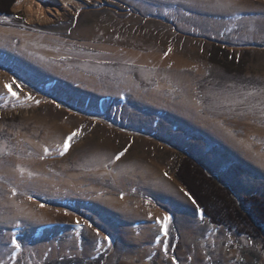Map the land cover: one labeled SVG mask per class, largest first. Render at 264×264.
<instances>
[{
  "label": "rangeland",
  "instance_id": "rangeland-1",
  "mask_svg": "<svg viewBox=\"0 0 264 264\" xmlns=\"http://www.w3.org/2000/svg\"><path fill=\"white\" fill-rule=\"evenodd\" d=\"M81 2L83 9L43 24L28 21L16 0L13 16L0 17V25L21 29L0 35V64L7 59L10 68L8 75L0 68V167L35 173L16 183L0 177V262L101 256L102 264H264L261 237L210 224L176 178L188 158L240 204L245 195L264 197V168L237 160L219 135L186 139L189 128L172 113L193 108L220 134L264 155V40L243 39L264 36V0L219 18L226 25L218 37L196 24L215 0ZM128 49L154 50L162 64L123 62ZM18 54L57 66L55 90L25 81ZM7 78L18 95L9 101ZM77 130L61 156L56 145ZM45 147L51 154L41 159ZM69 234L74 254L65 247Z\"/></svg>",
  "mask_w": 264,
  "mask_h": 264
},
{
  "label": "trees",
  "instance_id": "trees-1",
  "mask_svg": "<svg viewBox=\"0 0 264 264\" xmlns=\"http://www.w3.org/2000/svg\"><path fill=\"white\" fill-rule=\"evenodd\" d=\"M13 0H0V17H12L9 12ZM176 178L185 188L191 200L210 224L224 226L245 233L250 238H262L264 242V197L256 194L241 197L240 204L232 193L223 188L218 180L186 158L176 170ZM45 264H102L101 256L92 259L62 258Z\"/></svg>",
  "mask_w": 264,
  "mask_h": 264
},
{
  "label": "crops",
  "instance_id": "crops-1",
  "mask_svg": "<svg viewBox=\"0 0 264 264\" xmlns=\"http://www.w3.org/2000/svg\"><path fill=\"white\" fill-rule=\"evenodd\" d=\"M249 1V0H248ZM246 4V0H236V6L229 8V9H218L215 7H209L205 10V19L204 21L201 22H196V24H200V26H203V31L205 29H207L206 31H208V33H206V35H209L210 37H218L219 35H222L225 32V21L226 18H224L222 21L219 20V18L221 17H228L230 15H233L239 11H241L240 8H242L243 5ZM251 4V2H250ZM240 6V7H239ZM258 7V6H257ZM255 6V8H257ZM242 12V11H241ZM193 19H191V22H187V25H195L192 22ZM199 29V28H197ZM21 32V29H17V28H13V27H5L3 25H0V35L4 34L5 36H11V37H15V36H19ZM205 32V31H204ZM203 32V33H204ZM264 36H257V34H253L252 35H248L247 37L243 38L245 41H250L249 43L253 42H257V41H263L264 38H262ZM35 38V37H33ZM55 46H57V43L54 44ZM105 49V47L103 48ZM102 50V49H100ZM47 51H44L43 56L46 58L51 57L52 59H57V55L56 54H52V52L50 51L49 53H51V55H47ZM22 54H18V56H15V58L17 59V62H15V66H17V70L19 72V74L21 73V76L23 77V79L25 81H28L29 83L32 84H36V86L41 85L42 83H47L48 85L52 83V85L49 87L51 88V90H55V81H56V67L50 63H46L38 58L35 57H31V56H21ZM9 57V56H8ZM163 55L157 53L154 50H151L149 53H139L137 51H133V49H128L125 50L124 54H123V62H130L134 65H145V66H150V67H157L158 65L161 66V61H163ZM172 58V57H171ZM9 59V58H8ZM174 59V58H172ZM8 60L5 59L2 64H0V68L3 70L5 75L9 74L10 68H7V62ZM15 68V67H14ZM63 77H68L70 79V75L67 73L66 75L63 74ZM8 81H4L2 83V88L6 90V88L4 87L5 84L9 83V79L11 78H7ZM6 99L7 101H9V97L11 95H9L8 93H5ZM19 172L14 170V169H10V168H2L0 167V177L1 178H5L6 179H12L15 180V183L19 181Z\"/></svg>",
  "mask_w": 264,
  "mask_h": 264
},
{
  "label": "bare ground",
  "instance_id": "bare-ground-1",
  "mask_svg": "<svg viewBox=\"0 0 264 264\" xmlns=\"http://www.w3.org/2000/svg\"><path fill=\"white\" fill-rule=\"evenodd\" d=\"M81 1L83 0H16L14 8L16 10H23L27 16L28 21L43 24L51 21L52 17L61 16L66 12V10L68 11L71 8H73L74 11H79L80 9H83L85 5ZM87 1L91 2L93 0ZM95 1H97L98 3L103 2V0ZM179 108L178 110H175L172 113L175 120L178 118V122L180 121L181 123H183V127L189 128V130L186 132V139H188L189 137L196 140V136L199 138L209 136V138L211 139L219 135V139H222V142L224 140L228 144L229 151L231 152L230 154H232V156L234 155L237 160H242L244 158V160H247L252 165H255V162H259L261 164V167L264 168V155L260 154L257 150L253 151L251 150V148L249 149L247 142L235 139H228L227 136L222 135V133L220 134V130L223 129H220V126L217 123L211 122L210 120H207L205 118L198 117L196 115L195 109H191L190 107L185 108L183 106L182 108ZM180 126L179 128L181 130L182 127ZM253 132H259L260 134L262 133L261 130L258 129H254ZM68 236L71 237L73 241L72 243L70 240L65 242V247L67 250L74 254L76 253V241H74L75 237L73 234H69Z\"/></svg>",
  "mask_w": 264,
  "mask_h": 264
},
{
  "label": "snow or ice",
  "instance_id": "snow-or-ice-1",
  "mask_svg": "<svg viewBox=\"0 0 264 264\" xmlns=\"http://www.w3.org/2000/svg\"><path fill=\"white\" fill-rule=\"evenodd\" d=\"M212 6L215 8H218V9H229V8L236 6V0H215V4ZM169 51H171V49H169ZM165 55H167V53ZM12 84H15V81H13ZM12 84H5L4 87L8 90L9 95H11L12 97L18 98L17 92L13 91ZM15 86L17 88L20 87V85H18V84H16ZM248 95H251V93H248ZM29 99H31V97H29ZM57 107H59V105H57ZM79 135H80L79 130L74 131L66 137V139L63 141L62 145H60V144L56 145V149L59 151V154L61 156L65 155L69 151L70 146H71V142L73 141V138L77 137ZM127 150L128 149L125 148L124 152H120L119 154H117L115 159L119 160L127 152ZM43 152H44V155L40 157L41 159H43L46 156L51 154L47 147H45L43 149ZM0 154H2V153H0ZM16 170L20 173L21 177H23L25 175V173L27 174L29 179L33 178L35 175V173L28 171L27 169H25L23 167L17 166ZM165 175H167V173H165ZM11 191H12L13 195L16 194L15 189H12ZM185 195H188V193H185ZM189 199H192L191 196H189ZM193 203H195L194 200H193ZM41 207H44V205L42 204ZM65 214L67 215V213H65ZM149 218H151V214H149ZM170 219H171V217H169V216H165L163 219L162 228L164 230L165 235H167L168 222L170 221ZM76 223H77V225H79V220H77ZM156 223L161 224V221L159 219H157ZM89 227H91V225H89ZM99 235H100V233L97 232V236H99ZM105 239H108V238L105 237ZM11 244L16 250H19L21 248V244L18 242V240L15 237L12 238ZM0 264H2V262H0Z\"/></svg>",
  "mask_w": 264,
  "mask_h": 264
}]
</instances>
